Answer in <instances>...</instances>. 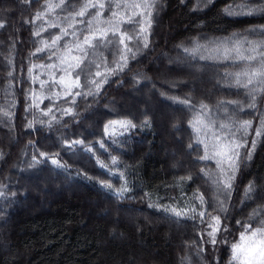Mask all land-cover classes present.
<instances>
[{
  "label": "trees",
  "instance_id": "trees-1",
  "mask_svg": "<svg viewBox=\"0 0 264 264\" xmlns=\"http://www.w3.org/2000/svg\"><path fill=\"white\" fill-rule=\"evenodd\" d=\"M71 2L78 7L80 0ZM43 3L44 0H0V21H6L0 29V185L5 186L2 190L7 194L0 198V264H230L231 244L239 241L243 231L236 222L244 223L254 208L264 206V135L255 136L260 120H264V91L255 93V107H249L252 99L248 89L235 86L234 78L225 75L241 71L246 62L226 60L209 52L202 54L210 58L200 59L199 53L192 57L179 46L192 47L199 42L212 48L210 41H226L233 34L249 41L264 40V12L229 16L224 9L233 0H203L200 7L197 0H159L147 48H141L135 59L129 58L127 67L118 75L109 76L98 95L78 96L75 106L66 102L72 97L52 101L57 105L53 114L59 123L54 122L51 127L37 124L35 129H28L26 123L34 115L49 118L41 117L35 109L25 111L30 90L36 92V99L47 92V86L44 93L40 91V80L52 84L49 70L32 66L57 63L55 57L47 59L48 50L36 49L41 47V40L50 42L51 35L61 31L59 27L47 26L46 21L49 17L56 19L55 14L34 21L35 13L43 10ZM108 15L106 5L103 16ZM41 25L47 30L35 36ZM252 29L260 31L253 33ZM71 39L65 37L59 44L63 46ZM101 51L111 68L115 49ZM164 56L168 61L179 59L182 66L167 68ZM190 68L215 79V88L210 91L208 83L204 90L189 87L188 83L195 81L187 73ZM30 69L31 76L38 77L36 83L29 76ZM98 70L107 74L103 64ZM55 75L59 78L62 73L55 71ZM93 78L101 80L103 76ZM80 83H85L83 75ZM150 86L156 91L145 98L155 106L154 110L146 103L134 106L122 100ZM55 91L63 93L60 87ZM186 98L194 108L179 102ZM227 101H238L239 106L221 103ZM200 103L211 109L204 113L206 120L217 125L229 116L252 121L245 139L248 148L255 139L256 147L250 160L246 159L248 148L240 149L238 171L226 200L212 179L201 172L204 169L215 176V161L197 158L204 154V146L195 142L197 133L189 121L201 111ZM49 105L50 100L43 99L40 109L46 110ZM162 105L175 111L176 117L159 124ZM61 107H72L76 115H62ZM5 111L14 113L11 119L3 115ZM122 119H132L137 127L121 134L119 126H114V135L104 134L105 124ZM145 119L148 125L141 126ZM172 127L175 135L169 140ZM215 131L221 130L217 127ZM74 140H84V147H68L67 142ZM100 140H104L107 150L99 147ZM89 146L93 151L85 150ZM39 152L59 160L63 166L52 164ZM113 156L118 159L115 165L111 163ZM101 163L107 167L102 168ZM109 169L111 173L122 172L123 176L113 175ZM189 176L191 179H186ZM33 181L45 184L47 192L64 193L43 205L31 193ZM100 181L111 182L113 189L125 185L128 191L122 196L114 194ZM250 183L254 191L249 193V199L245 190ZM198 194L207 202L203 209L196 200ZM217 198L225 201L223 213L213 210ZM27 201L33 205L25 206ZM190 205L198 211L206 209L205 217L190 218L191 212L176 217L164 210L167 206L183 209ZM209 212L221 217L215 245L207 234L211 231Z\"/></svg>",
  "mask_w": 264,
  "mask_h": 264
},
{
  "label": "snow or ice",
  "instance_id": "snow-or-ice-1",
  "mask_svg": "<svg viewBox=\"0 0 264 264\" xmlns=\"http://www.w3.org/2000/svg\"><path fill=\"white\" fill-rule=\"evenodd\" d=\"M24 2L31 3V0H24ZM202 2L203 0H197V7H200ZM207 2H211V0H207ZM65 4L66 0H59L58 3H53V0H44V3L41 5L43 10H38L34 16V21H40L45 20V17L49 16V14H55L56 19L49 17L46 21L47 26L50 28L59 27L61 31L59 34L51 35L50 42L41 40L39 42L41 47L36 49V52L48 50L49 55L47 59L51 61L55 57L57 63L32 66L33 68L39 67L40 69L49 70L48 77L52 81V84L48 85V80H40V91L44 93L47 86V92L42 97H37L36 99H33L36 96V92L30 90L28 96L30 103L25 111L35 109L37 112H40L41 117L49 118L45 120L34 115L26 123V128L28 129H35L37 124L41 127H51L54 122L59 123L56 115L53 114V109L57 105L51 103L52 101L59 98L72 97L70 101L66 102L75 106V98L78 96L98 95L103 84L107 83L109 76L118 75L119 72H122L127 67L129 58L135 59L141 48L148 47L153 17L154 15L158 16L159 11V0H80L78 7L75 2L69 0L67 7H65ZM106 5L109 15L104 17L103 13L106 10ZM56 9H60V13H56ZM91 9H95V11L90 12ZM224 12L229 16L253 15L257 12H264V0H233V3L229 4L224 9ZM77 17L81 19L78 20ZM84 17H87V19H83ZM5 23L6 21H0V29L5 27ZM62 24L64 25L63 27L61 26ZM77 25H82L83 27L78 28ZM126 25L129 27H125ZM46 30L44 25H41L34 32V35L40 36L41 32ZM251 31L255 33L260 31V29H252ZM69 36L72 39L65 41L63 46H61L59 42ZM209 43L213 44L212 48H209L207 44L199 42H194L192 47H184L183 45L179 47L192 57H195L199 53L200 59L210 58L202 54L203 52H209L216 53L217 56L226 60L239 59L246 62L247 66L241 71L226 73L225 75L234 78L235 86L248 89V95L252 99V103L248 106L255 107V93L264 91V40L249 41L246 37L241 38L239 35L233 34V37H230L226 41H210ZM245 45H247L246 48L244 47ZM109 47L115 49V57L111 68L107 66V59L101 51V49ZM73 52L77 54L73 55ZM85 61H87V64H85ZM101 64L104 65L106 75L98 70ZM93 67L97 69L94 72L91 70ZM52 70L59 71L62 75L57 78L55 71ZM73 73H75L74 77ZM40 74L44 75L45 73L41 72ZM9 75H12V73L9 72ZM81 75L85 78L83 85L80 83ZM29 76L33 83L37 82L38 77L31 76V69L29 70ZM101 76H103L101 80L93 78ZM241 77L244 79L242 80ZM56 87L62 88L63 93L56 92ZM73 88L82 90L73 92ZM43 99L50 100V105L46 107V110L40 109ZM179 102L193 108L195 107L188 98ZM221 103L239 106L238 101ZM11 107H15L14 102ZM200 109L201 111L196 112L192 120L189 121L197 133L195 142L204 146V154L197 158L205 161L214 160L217 174L213 176L204 169H201V172L212 179V183L225 196L226 200L228 195H230L232 181L235 179V174L238 171L240 149L248 148L245 137L249 135L252 121L236 120L232 116H229L227 121L220 122L217 125L215 121L206 120L204 113L211 111L208 105L200 103ZM59 110L62 115H76L72 107H61ZM3 115L11 119L14 113L5 111ZM148 123V120L145 119L141 126H147ZM259 124L260 127L255 130L257 138L264 135V120H260ZM114 126H119L122 130L121 134H123L130 129H135L137 124L132 119L112 120L104 125V134L106 136L114 135ZM217 127L221 130L220 132L215 131ZM110 129H113V131L110 132ZM209 134L212 137L210 142L208 141ZM67 144L68 147L76 145L84 147L85 141L74 140L67 142ZM98 144L100 148L107 150L104 140L98 141ZM189 147H192V145L189 144ZM255 147L256 140L254 139L251 147L248 148L246 159H251ZM85 150L91 152L93 148L89 146ZM38 155L51 159V163L58 167L63 166L59 160L49 157L45 152H39ZM111 163L113 165L117 164V157L113 156ZM100 166L102 168L107 167L103 163ZM109 171L111 173V169ZM111 174L123 176L122 172ZM186 179L190 180L191 177L189 176ZM100 184L106 189H112L114 194L117 195L122 196L128 191L125 185H122L119 189H113L111 182L100 181ZM3 187L5 186L0 185V198H6L7 196L6 192L2 190ZM252 191H254V185L250 183L245 190V196L250 199L249 193ZM12 195H15V193H12ZM196 200L199 201V205L203 209V206L207 203L203 195L198 194ZM216 205L217 207H214L213 210L221 213L226 211L224 200L217 198ZM164 210L176 217L188 216L189 212H191L192 216L190 218L199 217L201 219L205 217L206 211V209L198 211L195 205H190L183 209L167 206ZM207 222L208 227L211 228V231L207 233L210 237V243L215 245L217 243L216 235L221 231V217L220 215L212 216L211 212H209ZM236 223L241 224L243 231L240 232L239 241L231 244L230 264H264V206L254 208L244 223L240 221ZM224 231H227L226 227Z\"/></svg>",
  "mask_w": 264,
  "mask_h": 264
},
{
  "label": "rangeland",
  "instance_id": "rangeland-1",
  "mask_svg": "<svg viewBox=\"0 0 264 264\" xmlns=\"http://www.w3.org/2000/svg\"><path fill=\"white\" fill-rule=\"evenodd\" d=\"M163 58L166 60L165 56ZM242 62H244V61H242ZM171 65H173V66L178 68L179 66H182V62L179 59H173L171 61L166 60V67L169 68V66H171ZM156 66H157V69H159V66L158 65H156ZM172 69H174V71L177 70L176 68H172ZM177 71H179V70H177ZM188 71H189V72H187L188 74L193 75L195 77V81L190 82V84L188 83L189 87L192 86V88L193 87H197L199 89L204 90V85L206 83H208V84H210L209 85L210 88H211V89H209L210 91L215 88V85H212V84H214L215 79L212 80V78H210V77H208V78L207 77H203V76L199 75L198 73L194 72V69H192V68H190ZM165 72L166 71H164V73ZM166 74L167 73H165V75ZM161 81L164 84L167 83V82H165L163 80H161ZM180 83H184L185 84V81H181ZM147 88H144L141 91H139L141 93H138L136 91V93L131 94L130 97H127L126 99L123 98L122 100L127 105H134V106L138 105V103H141V102L142 103H146L151 110H154L155 106L152 103H150V101L147 98H145V97L149 93L155 92L156 89L154 87H152V86L147 87ZM175 117H176L175 111H173L171 108H168L167 106L162 105L161 109H159V112H158V119L160 120L159 124H161V121H163L164 119H167V118L170 119V118H175ZM160 128H161V125H160ZM174 135H175V133H174V129L172 127L170 132L168 133L169 140H171L170 137L172 138ZM211 139H212L211 134H209L208 141L210 142ZM176 140H177V138H176ZM168 152H166L167 156H168ZM170 155L172 157H174L176 154L174 152H172V153H170ZM32 184H33V188L31 189V193L36 195V197L38 199H40L39 202L42 203L43 205L46 203V201L52 200L57 195V193H55L54 191L53 192L52 191L51 192H47V190L44 189V187H45L44 185L45 184H42L41 182H34L33 181ZM40 189H41V191H39ZM63 193L64 192H60L59 195H61ZM59 195H57L55 198H57ZM24 205L31 207L33 205V203H32V201H27ZM33 208H36V206H33Z\"/></svg>",
  "mask_w": 264,
  "mask_h": 264
}]
</instances>
